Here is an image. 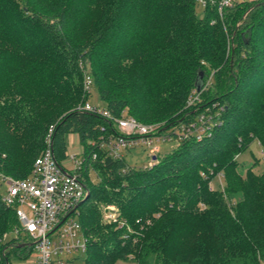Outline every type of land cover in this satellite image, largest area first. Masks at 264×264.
<instances>
[{
	"label": "trees",
	"instance_id": "trees-1",
	"mask_svg": "<svg viewBox=\"0 0 264 264\" xmlns=\"http://www.w3.org/2000/svg\"><path fill=\"white\" fill-rule=\"evenodd\" d=\"M198 2L0 0V174L27 178L50 126L63 164L65 136L77 134L84 264H264V170L238 159L253 142L264 153V0L221 10L203 0L201 14ZM80 62L112 118L172 126L209 108L208 134L149 168L108 155L99 143L112 120L77 108L90 94ZM197 81L201 100L187 109ZM215 176L222 183L212 187ZM1 194L0 264H12L34 246L11 235L18 222ZM108 204L118 221L103 224Z\"/></svg>",
	"mask_w": 264,
	"mask_h": 264
},
{
	"label": "built area",
	"instance_id": "built-area-1",
	"mask_svg": "<svg viewBox=\"0 0 264 264\" xmlns=\"http://www.w3.org/2000/svg\"><path fill=\"white\" fill-rule=\"evenodd\" d=\"M232 1L219 0V10ZM80 68L83 72V89L89 94L93 87V77L81 62ZM209 81L210 76L204 87ZM200 100L199 91L194 90L187 98L185 107L191 108ZM77 108L112 120L114 133L106 139L102 137L99 143V148L104 149L108 155L117 158L122 156V150L147 149L149 159L143 165L144 168H149L155 163L160 153L159 147L156 146L158 142L175 140L178 144L192 137L199 140L204 134H208V126L205 123L211 119L207 108L199 113L195 120L180 125L161 126L159 123H142L127 114L112 118L105 107L89 100ZM52 129L53 126H50L45 139L46 146L35 157L27 178L19 179L0 174V182L5 186L1 200L6 206L14 207L18 224L12 234L18 236L23 233L29 236L38 264H84L88 238L77 218L78 204L88 193L78 172L84 159L76 154H68L67 158L72 161V167L58 163L52 152ZM95 157L96 154L93 153L92 158ZM103 210L105 221H118L119 211L116 205L108 204ZM119 223L122 225L123 221Z\"/></svg>",
	"mask_w": 264,
	"mask_h": 264
},
{
	"label": "rangeland",
	"instance_id": "rangeland-1",
	"mask_svg": "<svg viewBox=\"0 0 264 264\" xmlns=\"http://www.w3.org/2000/svg\"><path fill=\"white\" fill-rule=\"evenodd\" d=\"M196 10L198 12V14H201L202 12V4L201 2H198L196 5ZM89 100L91 103L93 104H101L99 96H98V92L97 89L93 86L91 88L90 94H89ZM65 140H66V146H67V154H76L78 157H80L79 155L82 152V146L78 140V136L76 133H67L65 136ZM176 141H160L156 144V146L159 147V151H160V155L169 152L170 150H172L174 147H176ZM147 149H142V148H133L130 151H124L122 150L123 153V157L125 159V161L130 164V165H136V166H143L147 163L148 161V156L146 154ZM238 159L240 161H244L245 163L249 164V163H253L255 161V166L253 167L254 170L256 172H260L264 170V153L262 152V149L260 147V145L258 144V142H253L251 143V145L249 146L248 149H246L244 152H242L241 154H239ZM64 166L65 167H72L73 163L71 160H69L68 158H66V160L64 161ZM92 178L95 180V176L94 174H91ZM222 183V179L218 178L217 176H215L212 180H211V185L212 187H217L219 184ZM5 191V186L0 182V193H4ZM106 205H102L101 207V221L103 224H108L109 222L105 221L103 214H104V210L103 208ZM13 235V234H11ZM8 238V237H7ZM114 264H137L136 262H131V261H124V260H119Z\"/></svg>",
	"mask_w": 264,
	"mask_h": 264
},
{
	"label": "crops",
	"instance_id": "crops-1",
	"mask_svg": "<svg viewBox=\"0 0 264 264\" xmlns=\"http://www.w3.org/2000/svg\"><path fill=\"white\" fill-rule=\"evenodd\" d=\"M238 1H241V0H238ZM244 1H248V0H244ZM117 261H119V260H117ZM126 261H128V260H126ZM131 262H133V261H131ZM11 263L12 264H38V259H37L35 251L31 250L26 258L13 257Z\"/></svg>",
	"mask_w": 264,
	"mask_h": 264
},
{
	"label": "water",
	"instance_id": "water-1",
	"mask_svg": "<svg viewBox=\"0 0 264 264\" xmlns=\"http://www.w3.org/2000/svg\"><path fill=\"white\" fill-rule=\"evenodd\" d=\"M201 76H202V73L200 72L199 73V78H201ZM201 87H202V82L201 81H197L196 84H195L196 91H200Z\"/></svg>",
	"mask_w": 264,
	"mask_h": 264
}]
</instances>
